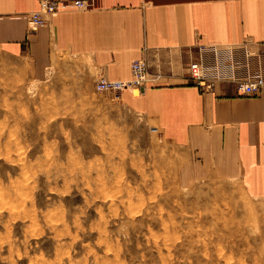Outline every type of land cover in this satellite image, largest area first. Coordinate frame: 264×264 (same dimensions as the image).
<instances>
[{
    "label": "rangeland",
    "instance_id": "1",
    "mask_svg": "<svg viewBox=\"0 0 264 264\" xmlns=\"http://www.w3.org/2000/svg\"><path fill=\"white\" fill-rule=\"evenodd\" d=\"M76 61L0 49V264H264V198Z\"/></svg>",
    "mask_w": 264,
    "mask_h": 264
},
{
    "label": "crops",
    "instance_id": "2",
    "mask_svg": "<svg viewBox=\"0 0 264 264\" xmlns=\"http://www.w3.org/2000/svg\"><path fill=\"white\" fill-rule=\"evenodd\" d=\"M50 17L30 33L40 0H0V49L29 55L46 69L56 51L101 77L128 81L131 65L145 59L148 81L121 98L155 119L172 142L238 179L248 195L264 198V88L243 95L220 81L202 90L189 65L201 45L264 42V0H86Z\"/></svg>",
    "mask_w": 264,
    "mask_h": 264
},
{
    "label": "built area",
    "instance_id": "3",
    "mask_svg": "<svg viewBox=\"0 0 264 264\" xmlns=\"http://www.w3.org/2000/svg\"><path fill=\"white\" fill-rule=\"evenodd\" d=\"M86 0H40V8L30 15L28 28L35 33L46 27L50 17L69 7L83 9ZM133 78L128 81L101 77L96 82L98 91L113 93L117 98L124 89L142 86L148 81L145 59H136L131 65ZM189 74L195 85L211 90L220 81L235 83L243 95H254L264 88V42L245 41L238 46L201 45L189 65Z\"/></svg>",
    "mask_w": 264,
    "mask_h": 264
}]
</instances>
